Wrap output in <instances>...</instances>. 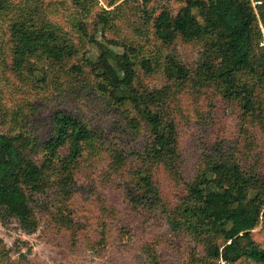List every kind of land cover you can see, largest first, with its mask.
<instances>
[{
    "label": "trees",
    "instance_id": "trees-1",
    "mask_svg": "<svg viewBox=\"0 0 264 264\" xmlns=\"http://www.w3.org/2000/svg\"><path fill=\"white\" fill-rule=\"evenodd\" d=\"M72 1L80 6L91 4V0ZM178 1L181 6L176 13L163 9L156 16L147 15L157 44L153 50L141 44L101 41L93 34L89 43L95 53L76 45L63 29L42 18L38 5L31 7V0L15 4L0 0V19L7 25L3 30L7 58L13 60L15 71L29 67L33 73L37 64L32 62L37 60L53 65L55 74L62 71L84 83L88 74L97 80V91L107 105L120 110L137 134L144 131L149 138L142 151L126 155L107 147L110 137L104 132L65 109L49 115L48 136L40 145L26 134H0L3 225L16 220L25 234L32 235L39 228L35 208L49 212L55 206L56 218L73 231L77 216L69 205L79 176L89 167L103 170L98 176L106 182L123 179L124 202L116 201L126 206L122 217L116 204L103 207L108 221L116 223L120 232L130 229L122 224L132 218H126L128 215H160L166 219L172 237L176 234L192 239L198 264H264V248L254 238V230L264 226V179L256 170L246 169L236 154L218 149V154L205 159L200 173L186 185L173 208L156 181L160 170L159 176L164 172L178 186L181 171L187 170L181 135L170 112L171 101L178 95L186 96L187 88L215 85L225 98L239 102L244 114L257 113L256 99L264 90V46H260L264 42L260 29V25L264 27V0H257L262 3L256 8L251 0ZM96 21L94 27H110L104 15L97 14ZM178 40L204 48L197 72L177 55L164 54ZM256 48L261 51L259 57ZM75 60L77 64L69 67ZM159 73L165 75L168 86L162 90L147 87L145 82ZM48 82L46 77L41 83L47 86ZM200 91L198 88L196 93ZM129 108L136 116L128 115ZM38 147L42 160L34 159ZM135 157L142 167L128 172ZM104 232L111 233V228ZM198 246L202 256L197 253ZM157 249L152 244L144 246L152 264L161 263ZM8 253L3 248L0 257L6 259Z\"/></svg>",
    "mask_w": 264,
    "mask_h": 264
},
{
    "label": "rangeland",
    "instance_id": "rangeland-1",
    "mask_svg": "<svg viewBox=\"0 0 264 264\" xmlns=\"http://www.w3.org/2000/svg\"><path fill=\"white\" fill-rule=\"evenodd\" d=\"M12 1L15 4L27 0ZM251 2L255 8L262 3ZM30 3L33 9L38 5L40 16L63 29L76 45L95 53L97 50L89 43L93 34L101 41L141 44L147 50H153L157 44L147 15L156 16L163 9L176 13L181 6L178 0H151L150 3L146 0H91L87 6L76 5L72 0H31ZM97 14L108 18L110 27H94ZM5 28L6 23L0 19V134H26L36 138L40 145L48 136L49 115L65 109L72 110L91 127L110 137L107 147L117 148L126 155L144 149L148 135L144 131L137 134L120 110L107 105L105 97L97 91V80L88 74L84 83L62 71L55 74L53 65L40 64L37 60L32 62L37 64L33 73L29 67L15 71L13 60L7 58ZM260 29L264 34L263 25ZM260 46H264V42ZM164 51V54L177 55L194 73L203 61L204 48L198 43L178 40ZM255 52L259 57L261 51L256 48ZM46 77L49 80L47 86L41 83ZM145 83L154 90L168 86L162 73ZM198 88L201 91L196 93ZM185 92L186 96L178 95L171 101L170 112L181 135L187 170L181 171L183 175L179 177L178 186L164 172L162 176H159L160 170L156 172L161 194L171 203V208L184 194L186 185L198 176L205 159L218 154V149L233 152L246 169L256 170L264 179V90L256 99L258 111L255 115L244 114L239 102L225 98L215 85L194 84ZM128 115L136 116L130 108ZM42 158L43 153L38 147L34 159ZM100 167L105 169L103 165ZM141 167L142 163L135 157V161L129 163L128 172ZM101 172L86 167L78 178L77 191L69 205L76 214L73 216H77L78 224L73 231L67 230L56 218L58 209L55 206L49 212L35 208L39 228L32 235L25 234L16 220L7 225L0 222V250L4 248L9 252L6 259L0 257V264H152L144 250L147 244L158 247L162 255L159 264H198L194 261L192 239L176 234L172 237L166 219L160 215H128L126 218H132L122 223L129 226L128 232H120L116 223L111 224L103 207L111 208L116 204L122 217L126 206L121 202H124L122 195L126 189L123 179L117 177L106 182L99 178ZM118 200L121 202L116 203ZM106 228H111V233L104 232ZM254 238L264 248L263 224L254 230ZM196 249L202 256V248Z\"/></svg>",
    "mask_w": 264,
    "mask_h": 264
}]
</instances>
